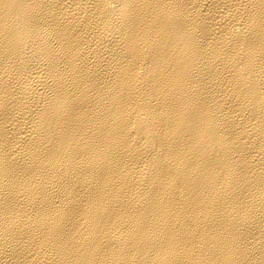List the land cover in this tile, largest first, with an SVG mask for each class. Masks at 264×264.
Segmentation results:
<instances>
[{
	"label": "bare ground",
	"instance_id": "1",
	"mask_svg": "<svg viewBox=\"0 0 264 264\" xmlns=\"http://www.w3.org/2000/svg\"><path fill=\"white\" fill-rule=\"evenodd\" d=\"M0 264H264V0H0Z\"/></svg>",
	"mask_w": 264,
	"mask_h": 264
}]
</instances>
